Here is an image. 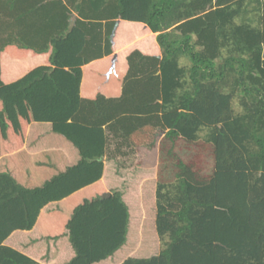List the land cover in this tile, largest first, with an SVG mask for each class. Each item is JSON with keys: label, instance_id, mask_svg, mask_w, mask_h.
I'll return each mask as SVG.
<instances>
[{"label": "trees", "instance_id": "16d2710c", "mask_svg": "<svg viewBox=\"0 0 264 264\" xmlns=\"http://www.w3.org/2000/svg\"><path fill=\"white\" fill-rule=\"evenodd\" d=\"M4 158L0 264H264V0H0Z\"/></svg>", "mask_w": 264, "mask_h": 264}, {"label": "crops", "instance_id": "0c3cea01", "mask_svg": "<svg viewBox=\"0 0 264 264\" xmlns=\"http://www.w3.org/2000/svg\"><path fill=\"white\" fill-rule=\"evenodd\" d=\"M123 26H125V28H127V29H132V30H135V28H136V26H138L137 24H133V23H125V24H123ZM120 52L121 51H119V50H117V52H116V54H117V56H119L120 55ZM151 52V51H150ZM152 52H155V53H157L158 52V48H157V46H156V48H154L153 50H152ZM116 56V58L113 60L114 61V65H112L111 63H110V58L109 57H107V58H105V59H102V60H97V61H95V62H93V64L91 65V66H86L85 67V70H87L86 71V77L88 76V68H97V72H92L91 70H90V74L91 75H89L88 77H92V78H94L98 83H99V81H100V79L101 78H103V75H104V73L105 72H108V71H110V75H109V77H112V74L113 73H115V70H116V68H117V60H118V57ZM34 57H36V56H34L32 53L31 54H29V60L31 61L32 59H35ZM32 62H33V60H32ZM29 63V62H28ZM17 64H19V62H14V65H17ZM30 66V65H29ZM32 66V65H31ZM93 66V67H92ZM113 66V67H112ZM112 67V68H111ZM88 82V81H87ZM89 83H87V86L86 85H84V88H83V92H84V95H86V96H88V97H96L97 95H98V93H99V85L97 84V83H92L90 86L88 85ZM100 88H101V86H100ZM117 88H119V86H117L116 85V87L115 86H106V87H104V88H101L102 89V91H103V93H106V94H108V96H115V95H118L119 94V92H120V90H116Z\"/></svg>", "mask_w": 264, "mask_h": 264}, {"label": "rangeland", "instance_id": "374dc122", "mask_svg": "<svg viewBox=\"0 0 264 264\" xmlns=\"http://www.w3.org/2000/svg\"><path fill=\"white\" fill-rule=\"evenodd\" d=\"M141 159V156L139 155V153H132L129 154L127 156H120L117 159V167L118 170H122V171H131L132 168L134 169V166L138 163V161ZM6 165V159H1L0 160V172H4L6 170L5 168Z\"/></svg>", "mask_w": 264, "mask_h": 264}]
</instances>
